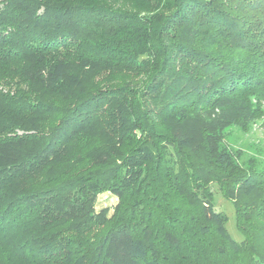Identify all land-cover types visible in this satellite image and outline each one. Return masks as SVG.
Masks as SVG:
<instances>
[{"label":"trees","instance_id":"obj_1","mask_svg":"<svg viewBox=\"0 0 264 264\" xmlns=\"http://www.w3.org/2000/svg\"><path fill=\"white\" fill-rule=\"evenodd\" d=\"M263 104L264 0H0V264H264Z\"/></svg>","mask_w":264,"mask_h":264},{"label":"rangeland","instance_id":"obj_2","mask_svg":"<svg viewBox=\"0 0 264 264\" xmlns=\"http://www.w3.org/2000/svg\"><path fill=\"white\" fill-rule=\"evenodd\" d=\"M225 142L234 153L237 151L241 152L240 162L243 164L247 165L251 159H254L258 168L264 167V115L252 121L248 129L238 126L231 127L227 131ZM212 190L215 197L216 209L228 216L227 228L231 236L235 240L241 241L243 237L236 226L235 209L232 202L222 196L217 185L214 184ZM117 202L118 199L111 193H102L97 198L96 211L99 212L103 208H109L110 213H112Z\"/></svg>","mask_w":264,"mask_h":264}]
</instances>
